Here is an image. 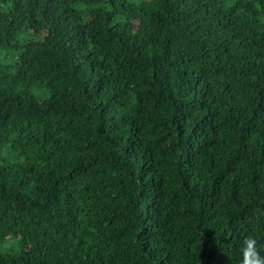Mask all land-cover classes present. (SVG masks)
<instances>
[{
  "label": "trees",
  "instance_id": "obj_1",
  "mask_svg": "<svg viewBox=\"0 0 264 264\" xmlns=\"http://www.w3.org/2000/svg\"><path fill=\"white\" fill-rule=\"evenodd\" d=\"M248 235L264 0H0V264H239Z\"/></svg>",
  "mask_w": 264,
  "mask_h": 264
},
{
  "label": "clouds",
  "instance_id": "obj_2",
  "mask_svg": "<svg viewBox=\"0 0 264 264\" xmlns=\"http://www.w3.org/2000/svg\"><path fill=\"white\" fill-rule=\"evenodd\" d=\"M258 240L252 235L245 236L240 246L239 264H264V255Z\"/></svg>",
  "mask_w": 264,
  "mask_h": 264
},
{
  "label": "rangeland",
  "instance_id": "obj_3",
  "mask_svg": "<svg viewBox=\"0 0 264 264\" xmlns=\"http://www.w3.org/2000/svg\"><path fill=\"white\" fill-rule=\"evenodd\" d=\"M41 35H39L40 38ZM35 94L38 96V99L43 100L48 95V90L45 87L36 86L32 88ZM20 245V241L18 237L15 236H8L2 246L4 251L8 250L11 251L13 249H22Z\"/></svg>",
  "mask_w": 264,
  "mask_h": 264
}]
</instances>
